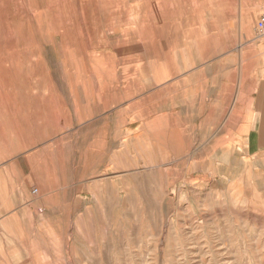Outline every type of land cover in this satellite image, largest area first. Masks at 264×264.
Masks as SVG:
<instances>
[{"label": "rangeland", "instance_id": "374dc122", "mask_svg": "<svg viewBox=\"0 0 264 264\" xmlns=\"http://www.w3.org/2000/svg\"><path fill=\"white\" fill-rule=\"evenodd\" d=\"M206 12L0 0V264H264V152L222 123L241 35Z\"/></svg>", "mask_w": 264, "mask_h": 264}, {"label": "crops", "instance_id": "0c3cea01", "mask_svg": "<svg viewBox=\"0 0 264 264\" xmlns=\"http://www.w3.org/2000/svg\"><path fill=\"white\" fill-rule=\"evenodd\" d=\"M194 1L206 5L205 17L211 21L204 24L201 22L203 25L208 26V22L217 24L216 17H220L223 28L214 30L215 33L241 35L240 50L236 57L231 46L230 52L223 56L225 58L221 61L222 64L231 67L230 74H235L234 66H237L238 76L237 92L231 97L228 109L222 111L224 115L222 123L236 122L231 128H236L238 131L248 130V136H245L242 142H234V144L248 146L249 153L262 155L264 152V41L256 40L254 35H256V23L264 11V0ZM9 204L11 202L6 201L5 189L1 187L0 220L6 219V211L11 208ZM5 219L0 222L2 228L5 226Z\"/></svg>", "mask_w": 264, "mask_h": 264}, {"label": "built area", "instance_id": "2783aa9c", "mask_svg": "<svg viewBox=\"0 0 264 264\" xmlns=\"http://www.w3.org/2000/svg\"><path fill=\"white\" fill-rule=\"evenodd\" d=\"M256 34L259 38H264V11L257 21Z\"/></svg>", "mask_w": 264, "mask_h": 264}]
</instances>
